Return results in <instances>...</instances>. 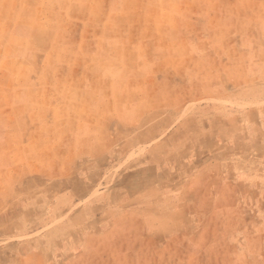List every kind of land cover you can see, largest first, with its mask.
Segmentation results:
<instances>
[{
	"label": "rangeland",
	"instance_id": "374dc122",
	"mask_svg": "<svg viewBox=\"0 0 264 264\" xmlns=\"http://www.w3.org/2000/svg\"><path fill=\"white\" fill-rule=\"evenodd\" d=\"M189 1L0 0V264H67L65 256L83 246L94 198L123 169L113 160L95 169L70 162L67 144L81 132L62 124L63 110L190 112L227 106L222 97L231 87L244 108L264 107V0H197L198 15L178 19ZM179 43H192L209 63L188 82L203 64L173 62ZM166 114L153 118L169 121ZM261 143L257 160L264 135ZM71 172L91 173L84 182L93 190L69 211L63 197L85 191ZM230 222L229 243L214 253L224 257L198 264H254L251 255L264 252V223Z\"/></svg>",
	"mask_w": 264,
	"mask_h": 264
},
{
	"label": "crops",
	"instance_id": "0c3cea01",
	"mask_svg": "<svg viewBox=\"0 0 264 264\" xmlns=\"http://www.w3.org/2000/svg\"><path fill=\"white\" fill-rule=\"evenodd\" d=\"M197 9V0H190L189 13L178 19L195 18ZM215 31L225 33L223 27ZM177 50L173 62H185L189 69V62L203 64L191 68L190 78L183 82L193 80L209 65L203 60L206 53L201 58L192 43H179ZM162 82H167L166 77ZM183 82L177 81L180 86ZM158 91L167 93L166 89ZM222 100L228 105L190 112L182 106L173 110L165 106L161 110H63L67 115L62 124L67 121L72 132H81L77 137L75 132L67 144L70 162L83 160L92 169L112 160L123 165L115 184L94 198V214L80 230L87 235L83 246L65 256L67 264H198L199 259L224 257L214 253L220 252L217 244H222V252L229 243L226 228L232 219L264 223V156L256 157L263 147L260 115L264 107L244 108L246 100L234 87ZM168 112L169 121L153 118ZM119 113L127 116L126 121L118 120ZM115 131L132 132L133 139L120 141ZM90 174L68 175L82 180L77 184L85 190L63 197L61 203L69 211L91 194L93 187L84 182ZM251 258L254 264H264L263 251Z\"/></svg>",
	"mask_w": 264,
	"mask_h": 264
}]
</instances>
